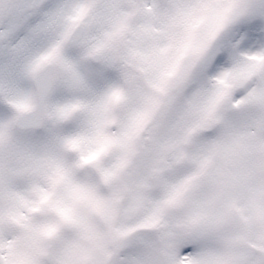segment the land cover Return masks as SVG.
Here are the masks:
<instances>
[{
  "label": "snow or ice",
  "instance_id": "6c2138e0",
  "mask_svg": "<svg viewBox=\"0 0 264 264\" xmlns=\"http://www.w3.org/2000/svg\"><path fill=\"white\" fill-rule=\"evenodd\" d=\"M0 264H264V0H0Z\"/></svg>",
  "mask_w": 264,
  "mask_h": 264
}]
</instances>
